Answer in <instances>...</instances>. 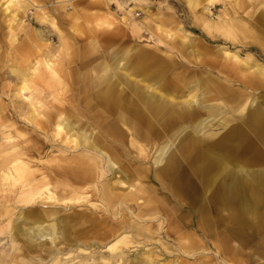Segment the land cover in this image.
<instances>
[{
    "label": "bare ground",
    "instance_id": "obj_1",
    "mask_svg": "<svg viewBox=\"0 0 264 264\" xmlns=\"http://www.w3.org/2000/svg\"><path fill=\"white\" fill-rule=\"evenodd\" d=\"M129 1L127 11L117 3L124 14L117 24L93 2L0 0V30L2 21L21 59L4 68L18 80L13 98L21 102L11 101L12 114L23 126L8 123L0 102L1 130L9 128L12 140L0 150V234L10 240L0 264H264V168L245 167L264 157L241 155L251 146L238 128L264 133L261 103L253 106L249 92L215 91L176 60L190 62L197 45L181 25L157 28L174 51L164 56L130 44L126 27L133 35L142 28L131 13L146 7ZM220 1L223 10L211 17L209 7ZM185 3L207 36L264 53V0ZM218 49L244 84L264 85V63ZM234 120L241 124L208 144ZM28 126L35 139L26 136ZM192 176L207 192L221 186L194 215L160 213L164 200L149 198L156 183L174 178L171 186L180 181L193 194Z\"/></svg>",
    "mask_w": 264,
    "mask_h": 264
},
{
    "label": "rangeland",
    "instance_id": "obj_2",
    "mask_svg": "<svg viewBox=\"0 0 264 264\" xmlns=\"http://www.w3.org/2000/svg\"><path fill=\"white\" fill-rule=\"evenodd\" d=\"M81 2V3H94L97 8H101V13L108 12V17L110 19H114V22L119 24V20L124 23L122 20L124 18L123 10L120 8V6L117 5V3H126V11L129 10L133 4H129V0H50V5H61L65 3L66 5H69L71 2ZM225 2V1H224ZM140 7H146L145 10L140 9L139 7L135 8V10L131 13L130 20H134L139 25L142 26L140 32L137 35H133L132 32L129 31V27H126L125 29L127 33V39L131 38L130 44H135L136 47H145L149 50H155L157 49V53L165 55V52L172 53L173 50H170L167 46V40L165 38V35L158 30L157 28L160 27L162 29L168 28L171 31H176L177 26L181 25L182 28L191 31L194 34V37L197 40V45L195 46L194 56H190V62H188L187 59H181L179 56L175 55L174 58L176 60L181 61L185 66L188 68H195V71L192 72V74H196L198 77H202L203 80L206 81V83H209L210 86L217 91V88L219 87H228L233 90H239L241 92H249L252 95H256V100L253 103V106H256L258 103H261L263 109H264V85L257 87V86H250L244 84L240 78H238V74L235 75L233 71L230 70L229 67L225 65V60L223 58V55L221 54L219 47H223L225 49H228L230 51H237V54L239 57H243L245 54H252L255 58L260 60L262 63H264V53H262L257 46H246L241 41L232 44L229 41H226L222 39L221 37H209L207 36L201 29L195 28L192 24V18L188 11V8L186 6L185 0H141L138 2ZM108 5V8H107ZM224 3L223 1H220L218 4L215 3L212 8L209 7L210 13H208L211 17H218L223 10ZM229 9V5H226ZM123 7V8H125ZM230 10V9H229ZM31 12L29 11L28 16L31 17ZM114 17V18H113ZM166 19V22H165ZM128 20L125 21V23ZM3 25H1L0 30V54L1 58H3L2 65L0 67V102L4 106V111L7 115V118L9 119L8 123L14 122L18 127L22 128V117H19V120L15 118L16 113L12 114L14 112L13 104L11 101L18 100L19 103L21 102L20 98L17 97V99L13 98V85L18 83V80L14 77V75L10 72H7V69L4 68L5 65H20V57L14 56L13 51L10 47H8V38L5 36L6 29L5 24L1 21ZM29 23L28 20L24 24ZM123 26H127L122 24ZM33 28H39L36 25H32ZM178 33L180 31L177 30ZM264 39V36H262ZM161 38L163 41H165V44L163 42H158ZM158 39V40H157ZM173 40V39H172ZM18 42V37L16 38V43ZM54 43H57V40L54 39ZM190 50L188 48L186 50V53ZM5 74L1 73L4 71ZM8 84V88L3 89L4 84ZM12 95V96H11ZM227 94H224V97L222 99L226 100ZM13 115V117H12ZM222 116V115H221ZM232 119V118H231ZM235 124H241V121L234 120L229 126L225 127L222 131L219 132L217 136H215L213 139L209 141L208 144L215 143L225 132L228 128L234 126ZM239 130H241L247 139V143L249 146H251V149L248 150H242L241 155L245 156L246 158L254 157L253 154L255 151L260 152L264 157V133H257L250 129L246 125H238ZM23 129V128H22ZM27 131H29V134H27V137H31L32 139H35L36 133L34 130L26 128ZM4 131V132H3ZM9 131V128H5L1 130L0 125V150L2 148H5L7 143L11 142L8 139L5 138V134ZM25 136V137H26ZM17 140V139H14ZM1 154V152H0ZM261 162V163H260ZM264 159L262 161L252 162L253 164L248 166L245 165L250 170H258L264 168ZM185 163V162H184ZM182 163L181 165H183ZM229 167H232V164H229ZM181 169L177 172L176 178L178 175H180ZM108 174L107 177H109ZM118 176V173L115 174ZM171 181H165V184L156 183L153 182V186L157 184L155 187V190L151 191L149 194V198L155 197L159 199L160 201L165 202V204H162L159 207V212H169V210L176 211L178 213H190L194 215L199 209L202 204L208 200V198L211 196L212 192L215 190L218 191L219 187L221 186V182L218 181L215 183L211 191H206V183L201 181L198 177L192 176V189L193 194L187 193L186 191L182 190L180 187V181L176 183V185H172V182H175V180ZM220 182V183H219ZM156 183V184H154ZM170 185V186H169ZM124 186H121L123 188ZM157 188V189H156ZM90 194V193H89ZM176 196V198H175ZM195 196V197H194ZM178 197L182 198L184 202H179L177 199ZM90 198V196H88ZM95 196L92 197L91 201H95ZM165 209V210H164ZM120 218V216L118 215ZM118 218V219H119ZM159 222V221H158ZM164 229L167 228V223L164 222L163 224ZM169 245L174 247V243L172 241H168ZM10 245V240L7 237H4V235L0 234V249L8 247ZM156 246V245H152ZM155 250H157L161 255L157 256V261L159 263H165V249L160 250L159 247H157ZM174 252V251H173ZM135 253H132L131 256H133ZM212 255V253H211ZM48 260H44V264H47ZM215 262V260H213ZM50 263V261L48 262Z\"/></svg>",
    "mask_w": 264,
    "mask_h": 264
}]
</instances>
